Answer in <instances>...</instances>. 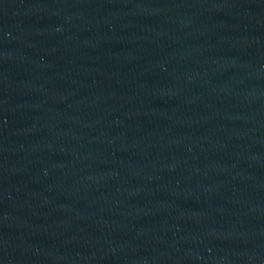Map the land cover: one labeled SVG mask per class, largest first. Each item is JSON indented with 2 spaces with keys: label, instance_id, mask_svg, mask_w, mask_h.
<instances>
[{
  "label": "water",
  "instance_id": "95a60500",
  "mask_svg": "<svg viewBox=\"0 0 264 264\" xmlns=\"http://www.w3.org/2000/svg\"><path fill=\"white\" fill-rule=\"evenodd\" d=\"M0 264H264V0H0Z\"/></svg>",
  "mask_w": 264,
  "mask_h": 264
}]
</instances>
